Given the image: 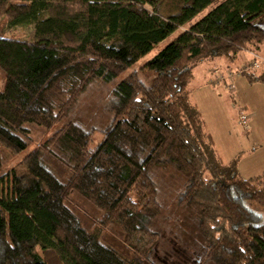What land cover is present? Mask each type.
<instances>
[{
  "label": "trees",
  "instance_id": "16d2710c",
  "mask_svg": "<svg viewBox=\"0 0 264 264\" xmlns=\"http://www.w3.org/2000/svg\"><path fill=\"white\" fill-rule=\"evenodd\" d=\"M218 1L0 0L6 28L34 29L30 42L0 39V264H148L159 169L179 178L206 261L264 264V173L218 158L190 93L198 62L264 48V0H221L191 23ZM247 75L264 84V70ZM92 86L107 90L109 118L93 147L95 128L69 119ZM33 130L51 134L28 151ZM72 197L98 213L93 229ZM110 226L130 257L102 240Z\"/></svg>",
  "mask_w": 264,
  "mask_h": 264
},
{
  "label": "rangeland",
  "instance_id": "374dc122",
  "mask_svg": "<svg viewBox=\"0 0 264 264\" xmlns=\"http://www.w3.org/2000/svg\"><path fill=\"white\" fill-rule=\"evenodd\" d=\"M220 1L208 7L191 23L196 22ZM5 24V19H0V39L11 38L26 42L33 40V25L6 28ZM186 28H180L167 41L154 47L146 56L129 68L125 74L130 73L142 63L153 58L177 34ZM250 53H253L250 62L237 69L232 70L221 67L218 63H213L212 68L210 67L211 72L214 70V74H224L229 71H240L253 62L259 61L258 68L245 71L240 73L242 75L233 78L231 83L234 86V95L227 94V90H224L221 87L222 85L202 83L203 75L209 72L210 59H204L195 65L193 80L190 83L191 100L200 112L205 132L212 140L216 155L224 164L235 161L239 174L244 178L259 176L264 173V84L260 82L251 83L247 75L250 73L258 74L260 70H264V48H261L259 52ZM3 84L4 74L0 72V91ZM107 97L108 92L106 89L92 86L83 93L76 110L69 116L70 120L89 126L87 128H95L91 147L101 141L102 131L109 124L104 106ZM237 108L242 109L239 110L240 114L247 116L250 114L247 128L248 135L242 132L243 128L238 121ZM50 134L51 132H43V130H33L32 144L28 151L35 148L43 138L48 137ZM23 154L19 156L22 157ZM19 156L9 158L8 162L11 163V166L17 162ZM11 166L5 167L4 171H7ZM168 168L170 169V167ZM56 173L60 178L64 179L66 177V173L62 168L56 169ZM169 173V170L166 169H159L156 173V176L162 179L161 194L159 196L162 211L157 217L156 224L152 226L153 230L159 234V239L148 264H213L205 260L204 247L206 243L197 230L194 217L185 207L178 206L177 197L173 194L180 190V180L176 175L174 177L173 174L170 175ZM69 204L84 227L88 230L95 227L98 213L92 207L78 197H72ZM101 236L105 243L114 247L121 254L127 257L131 256L130 251L121 243V233L116 226H110L102 230Z\"/></svg>",
  "mask_w": 264,
  "mask_h": 264
},
{
  "label": "crops",
  "instance_id": "0c3cea01",
  "mask_svg": "<svg viewBox=\"0 0 264 264\" xmlns=\"http://www.w3.org/2000/svg\"><path fill=\"white\" fill-rule=\"evenodd\" d=\"M251 54H253V53H250V52H242L238 57H237V59H236V62L234 63V64H231V63H229V62H227V60H220V61H218V60H216V59H213V60H211V65H209V67H208V70H209V72H208V74H204L203 75V77H202V83L204 84V83H207V85H214V84H217V85H222V84H218L219 82H216V80H214L215 79V74H214V70L211 72V69H210V67L212 68V64L213 63H218L221 67H225V68H228V69H237V68H239V67H241V66H243V65H245V64H247L248 62H250V60H251V58H252V55ZM240 58H241V60H240ZM240 62V63H239ZM214 78V79H213ZM213 79V80H212ZM213 81V83H211ZM222 88H224V90H226L225 89V87L222 85L221 86ZM227 94H230V93H228L227 92ZM230 95H232V94H230ZM234 95V94H233ZM239 110L241 111L242 109H238L237 108V114L239 115L240 113H239ZM236 116V115H235ZM249 119H250V114H249ZM252 117V116H251ZM251 122V121H250ZM248 123H249V121H248ZM251 125H252V123H251ZM241 126V125H240ZM242 127V126H241ZM249 127H250V124H249ZM243 128V127H242ZM243 133H245V135H248L249 134V132H248V129H244L243 128V131H242Z\"/></svg>",
  "mask_w": 264,
  "mask_h": 264
},
{
  "label": "built area",
  "instance_id": "2783aa9c",
  "mask_svg": "<svg viewBox=\"0 0 264 264\" xmlns=\"http://www.w3.org/2000/svg\"><path fill=\"white\" fill-rule=\"evenodd\" d=\"M258 65H260V63H259V61H256V62H253L251 65L243 68L240 71H229V72L224 73V74H218V73H216L215 74V80H216V82H219L218 84H222L225 87V89L227 90L228 93L233 94V92H234V86L231 83L232 80H233V78L235 76L242 75L240 73H243L245 71L253 70L255 68H258L259 67ZM238 121H239V124L244 129H247L248 128L249 117L247 115L239 114Z\"/></svg>",
  "mask_w": 264,
  "mask_h": 264
}]
</instances>
